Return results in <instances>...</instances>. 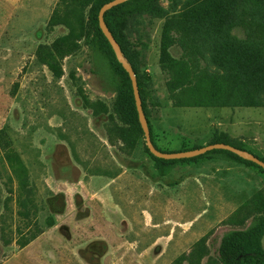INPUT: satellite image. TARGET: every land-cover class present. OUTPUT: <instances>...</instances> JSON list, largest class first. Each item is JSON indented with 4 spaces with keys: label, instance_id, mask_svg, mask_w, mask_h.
Wrapping results in <instances>:
<instances>
[{
    "label": "rangeland",
    "instance_id": "374dc122",
    "mask_svg": "<svg viewBox=\"0 0 264 264\" xmlns=\"http://www.w3.org/2000/svg\"><path fill=\"white\" fill-rule=\"evenodd\" d=\"M102 1L0 0V264H177L202 237L197 263L220 264L233 229L264 252L262 171L217 153L158 167L118 115ZM153 1L119 38L155 145L222 140L264 159V0Z\"/></svg>",
    "mask_w": 264,
    "mask_h": 264
},
{
    "label": "trees",
    "instance_id": "16d2710c",
    "mask_svg": "<svg viewBox=\"0 0 264 264\" xmlns=\"http://www.w3.org/2000/svg\"><path fill=\"white\" fill-rule=\"evenodd\" d=\"M109 0H103L101 3H99L94 11H93V22L95 29L97 33L99 34L101 41L103 42L105 49H106V56H107V61L105 62L106 64V75L108 78V81L110 85L112 86V89L117 93L118 99L120 102V109L118 111V115L123 119L125 123H128L131 128L136 126L137 131L142 135L141 129L138 125L137 122V115L134 107V102H133V97H132V91H131V86L129 79L127 77L126 72L122 69L120 64L115 60L113 52L101 34L98 26H97V11L99 7L107 2ZM160 9L159 7L154 3L153 0H127L121 4H118L116 6H113L112 8L106 10L103 13V21L111 33L112 37L114 40L117 42L120 51L123 55V57L126 59V61L129 63L131 69L133 70L135 74V79H136V85H137V90L139 94V98L141 101V108L143 111V114L146 119L147 123V128L149 131V136H150V141L152 145L157 149L160 150L154 143L153 137H152V132H151V125L148 120V112L146 108V103H145V89L142 80L140 79L139 75L136 72L134 62L127 52L125 46L123 45V42L119 38V25L120 22L125 20L127 17H130L131 15L147 12V13H156L159 12ZM168 56L165 50V44L162 43V48H161V57H160V63L162 66L164 65L165 62H167ZM48 65V64H47ZM50 70L54 73L55 76H59V74L55 71L52 65H49ZM144 79L148 80V76H144ZM127 130H130L127 129ZM126 130V131H127ZM109 143H111L110 139L108 138ZM226 143L230 144L236 148L243 149L237 145L227 143L222 140H214L209 143ZM207 143V144H209ZM200 147V146H199ZM196 148V147H195ZM188 150V149H187ZM246 150V149H244ZM145 151L147 154L150 156V158L154 161V163L160 167L161 164L166 163V162H172V161H177L178 159H161V158H156L152 156L150 153H148L146 147ZM162 151V150H160ZM180 151V150H178ZM248 151V150H246ZM167 152V151H165ZM250 152V151H248ZM213 153H217L220 156H225V157H232L237 160H241L244 162H248L254 166H256L260 171L264 173V171L257 165L253 164L252 162L243 160L236 156L235 154L226 151V150H221V149H212L209 151H206L202 155H211ZM251 153V152H250ZM253 154V153H252ZM254 155V154H253ZM198 156V155H197ZM256 156V155H254ZM258 159L262 160L264 162V159L256 156ZM161 171V170H160ZM234 224L236 222H233ZM264 225V220L261 222ZM238 225V224H236ZM243 235V231L241 229H233L232 231H229L225 233L220 240V243L218 247L216 248L215 251V258L220 264H264V252L260 250H255L250 247L243 246L241 244V237ZM36 237L35 233L29 234L23 242L18 243L19 247H23L26 245L29 241H31L33 238ZM204 237L199 238L196 242L193 243L191 249L189 250L188 253L180 254L178 255L174 260L173 263H180L182 260H186L187 264H198V259L202 257L205 251V246H204Z\"/></svg>",
    "mask_w": 264,
    "mask_h": 264
},
{
    "label": "water",
    "instance_id": "95a60500",
    "mask_svg": "<svg viewBox=\"0 0 264 264\" xmlns=\"http://www.w3.org/2000/svg\"><path fill=\"white\" fill-rule=\"evenodd\" d=\"M125 1H127V0H109V1L105 2L104 4H102L99 7V9L97 11V15H96L97 26H98L101 34L103 35V37L105 38V40L109 44V46L113 52L115 60L120 64L122 69L127 74V77L129 79L130 86H131L134 107H135V111H136V115H137V122H138L140 129H141L144 144H145V147H146L148 153H150L152 156H154L156 158L169 160V159L190 158V157L200 155V154H202L206 151L212 150V149H221V150L229 151V152L235 154L236 156H238L239 158H241L243 160L252 162L253 164L259 166L264 171V162L262 160L258 159L252 153H250L244 149L236 148V147H234L230 144H226V143H221V142L209 143V144H205L203 146L188 149V150L168 151V152L157 150L152 145V143L150 141L149 131L147 128L146 119H145V116H144L142 108H141V101H140L138 90H137L135 74H134L133 70L131 69L129 63L123 57L117 42L112 37L111 33L109 32V30L107 29V27L103 21V13L106 10L112 8L113 6L121 4Z\"/></svg>",
    "mask_w": 264,
    "mask_h": 264
}]
</instances>
